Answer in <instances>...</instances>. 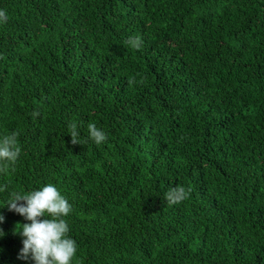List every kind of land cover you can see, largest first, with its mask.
<instances>
[{"label":"trees","instance_id":"1","mask_svg":"<svg viewBox=\"0 0 264 264\" xmlns=\"http://www.w3.org/2000/svg\"><path fill=\"white\" fill-rule=\"evenodd\" d=\"M0 10V138L16 131L21 147L0 175V264H34L17 258L27 221L8 193L48 183L72 204L71 264H264V0ZM72 121L107 139L73 145ZM180 185L190 197L168 203Z\"/></svg>","mask_w":264,"mask_h":264},{"label":"clouds","instance_id":"2","mask_svg":"<svg viewBox=\"0 0 264 264\" xmlns=\"http://www.w3.org/2000/svg\"><path fill=\"white\" fill-rule=\"evenodd\" d=\"M7 19V13L0 10V23H6ZM126 43L131 48L139 50L143 41L136 36L128 38ZM134 83L135 78H129L128 84L131 86ZM68 129L73 145L86 144L89 139L99 145L107 139L105 132L92 122L87 125V138L80 137L75 121L68 124ZM18 136L19 133L13 131L0 138V175H9L15 171L14 166L21 154ZM6 191L8 184H0V193ZM190 194L191 188L186 189L180 185L170 188L165 198L168 203L175 204L188 199ZM4 206L27 221L22 225L17 223L13 233H18L22 237L23 246L18 259H31L34 264H71L78 251L76 241L69 236L70 226L66 220L72 213V204L55 185L48 183L39 190L28 192L11 191ZM3 222L4 216L0 215V224ZM3 235L4 232L0 229V237Z\"/></svg>","mask_w":264,"mask_h":264}]
</instances>
